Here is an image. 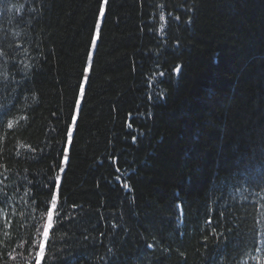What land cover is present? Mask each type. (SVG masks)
Segmentation results:
<instances>
[{
	"label": "trees",
	"instance_id": "1",
	"mask_svg": "<svg viewBox=\"0 0 264 264\" xmlns=\"http://www.w3.org/2000/svg\"><path fill=\"white\" fill-rule=\"evenodd\" d=\"M53 194L41 264H264V0H0V264Z\"/></svg>",
	"mask_w": 264,
	"mask_h": 264
},
{
	"label": "snow or ice",
	"instance_id": "2",
	"mask_svg": "<svg viewBox=\"0 0 264 264\" xmlns=\"http://www.w3.org/2000/svg\"><path fill=\"white\" fill-rule=\"evenodd\" d=\"M107 3H108V0H104V4H107ZM100 16L101 17L104 16V8H103V6L100 9ZM175 71H177V72L180 71L179 66H177ZM161 75H163V73H161ZM83 91H84L83 86H81V93L82 94H83ZM74 122H75V120H74ZM9 127H11L10 124H9ZM71 139H72V133H71V131H69V133H68L69 143L71 142ZM133 139L135 140V137H133ZM66 151H67V149H65V152ZM65 160H67V156H65ZM61 172H63V169H61ZM59 179H60L59 177L56 178L57 186H59L58 185ZM117 179H119V177H117ZM124 187L128 188L129 186L127 184H125ZM73 207H75V205ZM56 209H57V195L53 194L52 197H51V208L47 209V224L43 228V231H42L43 238L37 245L38 251H37L36 256H35V264H41V262L45 258V243L49 240V236H50L49 230L53 227V224H52L53 213H54V210H56ZM57 215H59V214L57 213ZM149 247H151V245H149Z\"/></svg>",
	"mask_w": 264,
	"mask_h": 264
}]
</instances>
